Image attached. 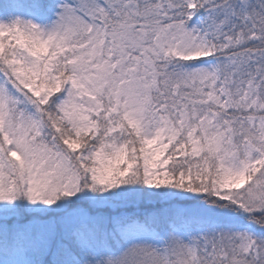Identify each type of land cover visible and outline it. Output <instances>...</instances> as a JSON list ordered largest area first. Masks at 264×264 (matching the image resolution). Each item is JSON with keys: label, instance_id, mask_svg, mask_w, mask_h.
I'll list each match as a JSON object with an SVG mask.
<instances>
[{"label": "snow or ice", "instance_id": "snow-or-ice-1", "mask_svg": "<svg viewBox=\"0 0 264 264\" xmlns=\"http://www.w3.org/2000/svg\"><path fill=\"white\" fill-rule=\"evenodd\" d=\"M0 264H264V0H0Z\"/></svg>", "mask_w": 264, "mask_h": 264}]
</instances>
